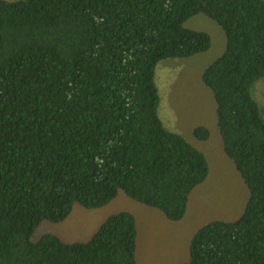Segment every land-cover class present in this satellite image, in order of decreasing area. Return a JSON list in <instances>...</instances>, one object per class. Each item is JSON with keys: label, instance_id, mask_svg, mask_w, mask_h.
<instances>
[{"label": "trees", "instance_id": "1", "mask_svg": "<svg viewBox=\"0 0 264 264\" xmlns=\"http://www.w3.org/2000/svg\"><path fill=\"white\" fill-rule=\"evenodd\" d=\"M205 14L226 49L203 72L222 152L247 185L236 220L211 219L181 264H264V0H0V264H140L131 211L85 241L33 234L76 205L101 208L123 191L182 220L211 174L209 156L159 114L156 67L208 51ZM196 137L208 140L209 128Z\"/></svg>", "mask_w": 264, "mask_h": 264}, {"label": "rangeland", "instance_id": "2", "mask_svg": "<svg viewBox=\"0 0 264 264\" xmlns=\"http://www.w3.org/2000/svg\"><path fill=\"white\" fill-rule=\"evenodd\" d=\"M185 26L207 31L212 38L211 48L187 59L162 60L156 67L155 79L163 122L206 152L211 164L209 178L190 196L186 216L180 221L170 220L159 209L121 191L101 208L76 205L65 221H44L33 234L34 241L46 233H55L69 242L88 240L108 216L126 210L137 219L140 264H181L189 259L191 241L204 223L215 218L236 220L243 213L250 193L232 160L222 152L216 103L202 77L206 67L224 53L226 37L222 27L202 13L188 19ZM252 96L264 114V77L253 85ZM199 126L210 129L208 140L196 137Z\"/></svg>", "mask_w": 264, "mask_h": 264}]
</instances>
